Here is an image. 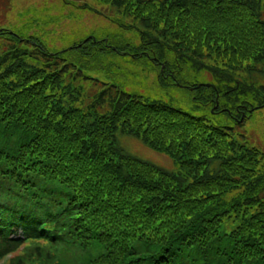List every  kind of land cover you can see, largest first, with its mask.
Wrapping results in <instances>:
<instances>
[{
  "label": "trees",
  "instance_id": "1",
  "mask_svg": "<svg viewBox=\"0 0 264 264\" xmlns=\"http://www.w3.org/2000/svg\"><path fill=\"white\" fill-rule=\"evenodd\" d=\"M74 1L115 31L53 49L0 25V258L264 264V157L233 134L264 106V0Z\"/></svg>",
  "mask_w": 264,
  "mask_h": 264
},
{
  "label": "rangeland",
  "instance_id": "2",
  "mask_svg": "<svg viewBox=\"0 0 264 264\" xmlns=\"http://www.w3.org/2000/svg\"><path fill=\"white\" fill-rule=\"evenodd\" d=\"M85 1L98 9L104 10L103 7L93 3L92 0ZM74 2L79 3L80 1L75 0ZM29 19H32L31 22H29ZM0 25H5V27L22 34L35 35L53 49L67 46L90 34L110 33L116 29L106 18L93 9L84 11L73 6L63 5L61 0H0ZM94 75L104 79L103 73ZM258 78L259 81H264V77ZM205 84L209 85L208 83ZM152 86L150 78V80L141 81V85L137 89L141 93L153 94ZM174 92L183 95L180 90ZM173 102L176 103V101ZM215 107H213V110ZM253 108H256V106ZM184 109L187 108L184 107ZM238 119L240 126L234 129L233 134L236 135L239 142L256 148L260 152L259 154L264 157V106H258L251 113L249 109H246L241 112ZM118 139L121 146L127 151L166 168H176V164L168 155L149 148L140 139L126 134ZM262 164H264V159ZM263 168L264 166L261 169L263 170ZM37 243L45 244L46 241L32 242V244ZM21 249L25 253L27 248L21 247ZM90 251L75 243L72 246L63 245L56 252L61 255L75 253V257L85 258L87 254H90ZM11 257L13 258L14 255L9 254L1 257L0 264H11L9 261ZM32 258L34 257H31L25 264H29Z\"/></svg>",
  "mask_w": 264,
  "mask_h": 264
},
{
  "label": "water",
  "instance_id": "3",
  "mask_svg": "<svg viewBox=\"0 0 264 264\" xmlns=\"http://www.w3.org/2000/svg\"><path fill=\"white\" fill-rule=\"evenodd\" d=\"M253 110H254V108L253 109H249V112L251 113Z\"/></svg>",
  "mask_w": 264,
  "mask_h": 264
}]
</instances>
